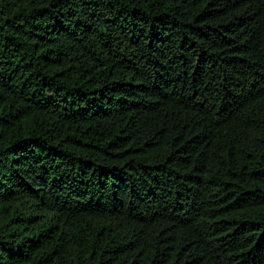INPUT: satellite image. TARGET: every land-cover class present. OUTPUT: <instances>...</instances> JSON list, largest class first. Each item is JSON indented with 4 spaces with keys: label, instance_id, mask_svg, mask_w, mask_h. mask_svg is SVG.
Segmentation results:
<instances>
[{
    "label": "trees",
    "instance_id": "16d2710c",
    "mask_svg": "<svg viewBox=\"0 0 264 264\" xmlns=\"http://www.w3.org/2000/svg\"><path fill=\"white\" fill-rule=\"evenodd\" d=\"M0 264H264V0H0Z\"/></svg>",
    "mask_w": 264,
    "mask_h": 264
}]
</instances>
